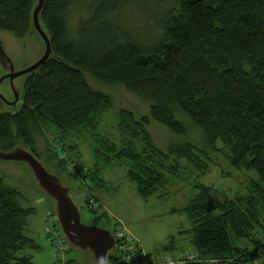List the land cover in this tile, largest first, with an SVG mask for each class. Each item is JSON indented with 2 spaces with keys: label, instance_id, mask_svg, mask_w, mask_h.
I'll return each instance as SVG.
<instances>
[{
  "label": "trees",
  "instance_id": "16d2710c",
  "mask_svg": "<svg viewBox=\"0 0 264 264\" xmlns=\"http://www.w3.org/2000/svg\"><path fill=\"white\" fill-rule=\"evenodd\" d=\"M37 3L0 0V30L28 35ZM40 21L53 54L30 73L16 110H3L0 99V151L23 146L41 160V138L60 170L83 173L75 177L90 191L106 186L105 170L128 164L127 178L144 200L206 174L221 154L233 169L257 173L247 193L229 198L193 183L196 194L173 209L191 222L189 247L177 249L171 237L164 249L196 252L189 264L264 258V0H45ZM86 74L124 85L150 103V113L115 112L111 96L93 89ZM108 114L115 135L100 131ZM151 121L180 136L191 123L203 145L163 150ZM86 138L90 167L82 164ZM73 161L81 166L70 172ZM89 193L86 203H97ZM20 195L0 175V264H35L25 252L41 250L24 232L34 209ZM109 260L121 262L115 251Z\"/></svg>",
  "mask_w": 264,
  "mask_h": 264
},
{
  "label": "rangeland",
  "instance_id": "374dc122",
  "mask_svg": "<svg viewBox=\"0 0 264 264\" xmlns=\"http://www.w3.org/2000/svg\"><path fill=\"white\" fill-rule=\"evenodd\" d=\"M0 39L16 71L29 67L45 52V43L34 28L23 38H17L10 32L0 30ZM5 73L6 69L0 61V79ZM29 75L30 73L14 80V86L20 89L21 95ZM86 78L93 89L111 96L115 104V112L127 109L133 111L138 117L150 113V103L140 95L127 90L124 85L106 84L89 74H86ZM0 92L7 100H14V91L10 81H5L0 85ZM19 104L20 102L10 106L4 103L1 108L16 110ZM114 124V115L108 114L100 131L115 135ZM187 125L189 133L186 136L177 135L156 121H151L148 128L157 146L163 150H166L171 144L188 141L202 146L203 137L200 131L197 128L192 129L191 123H187ZM87 138L80 141V148L84 161L82 164L90 167L93 158L90 148L91 139ZM38 148L41 152L40 161L48 171L59 176L65 185L71 187V194L82 212V222L112 232H115L117 224L122 225L141 244L149 259L176 253V250L164 249L171 237L175 238L177 249L183 246L189 247L191 222L185 214L175 212L173 209L183 207L196 194L193 183L198 182L212 186L229 198H233L238 194H246L249 180L257 176L254 171L233 169L225 158L218 154L215 156L216 163L211 165L206 174L195 176L188 182L176 183L166 189L165 197L160 198L155 195L149 200H144L137 194L136 185L127 178L128 164L105 170L103 178L107 182L106 186L104 188L96 187L90 191L88 183L83 184L75 177V175L81 176L83 173L75 171L76 173L69 174L67 171L60 170L57 162L51 159L50 153L46 149L47 146L41 138L38 140ZM80 166V163L73 161L69 166L70 172H73V169L77 170ZM0 175L10 187L21 193L20 204L25 208L34 209V212L28 217V224L24 232L41 246L39 251L27 250L25 252L32 256L35 264H94L93 253L90 250L74 249L67 241L55 214L54 199L42 190L27 163L0 159ZM89 192H94L97 197L94 208H90L85 200ZM53 229L55 231L50 234ZM56 233H60L63 238L64 250L58 251L56 248L57 242L53 239ZM263 259L262 256L256 257L245 264H260Z\"/></svg>",
  "mask_w": 264,
  "mask_h": 264
},
{
  "label": "water",
  "instance_id": "95a60500",
  "mask_svg": "<svg viewBox=\"0 0 264 264\" xmlns=\"http://www.w3.org/2000/svg\"><path fill=\"white\" fill-rule=\"evenodd\" d=\"M44 2L45 0H38L33 12L34 27L45 43V52L39 60L25 69L16 71L0 39V61L5 69L8 70V73L0 79V85L6 79H9L14 91V100L12 101L7 100L0 92V99L7 105H17L21 99L20 89L14 86V80L17 77L36 71L53 54L51 39L40 21V12ZM0 159L27 163L42 190L54 199L57 220L71 246L74 249L90 250L93 253L94 264H112L109 256L116 246L115 233L82 222V212L71 194L70 186L65 185L57 175L49 172L36 155L23 146H18L11 151H0Z\"/></svg>",
  "mask_w": 264,
  "mask_h": 264
},
{
  "label": "built area",
  "instance_id": "2783aa9c",
  "mask_svg": "<svg viewBox=\"0 0 264 264\" xmlns=\"http://www.w3.org/2000/svg\"><path fill=\"white\" fill-rule=\"evenodd\" d=\"M88 205L90 208H94L96 202L90 200ZM54 231V229L50 231V234ZM114 233L116 236V246L113 251L116 252L117 257H119L121 261L118 264H189V262L198 260V254L194 251H186L177 255L169 254L165 257L156 259L142 258L137 249L139 242L135 240L131 233L127 232L121 225H117ZM55 235L53 239L57 242V250H64V241L61 234L56 233Z\"/></svg>",
  "mask_w": 264,
  "mask_h": 264
},
{
  "label": "crops",
  "instance_id": "0c3cea01",
  "mask_svg": "<svg viewBox=\"0 0 264 264\" xmlns=\"http://www.w3.org/2000/svg\"><path fill=\"white\" fill-rule=\"evenodd\" d=\"M121 226H122V225H121ZM124 228H125V227H124ZM126 231L129 232L128 230H126ZM129 233H131V232H129ZM140 246H141V244H140ZM141 248H142V246H141ZM142 250H143V248H142ZM143 254H144V256H145L146 258H148L144 250H143ZM163 257H164V256H163ZM156 258H162V257H155L154 259H156ZM260 264H264V259H263V262H260Z\"/></svg>",
  "mask_w": 264,
  "mask_h": 264
},
{
  "label": "flooded vegetation",
  "instance_id": "af4514ba",
  "mask_svg": "<svg viewBox=\"0 0 264 264\" xmlns=\"http://www.w3.org/2000/svg\"><path fill=\"white\" fill-rule=\"evenodd\" d=\"M6 73H8V70H6ZM6 73H5V74H6ZM5 81H9V79H6ZM5 81H4V82H5Z\"/></svg>",
  "mask_w": 264,
  "mask_h": 264
}]
</instances>
